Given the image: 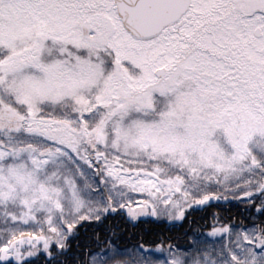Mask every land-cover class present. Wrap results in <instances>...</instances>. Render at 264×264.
I'll list each match as a JSON object with an SVG mask.
<instances>
[{"label": "snow or ice", "instance_id": "1", "mask_svg": "<svg viewBox=\"0 0 264 264\" xmlns=\"http://www.w3.org/2000/svg\"><path fill=\"white\" fill-rule=\"evenodd\" d=\"M229 196L258 219L82 264H264V0H0V264Z\"/></svg>", "mask_w": 264, "mask_h": 264}, {"label": "trees", "instance_id": "2", "mask_svg": "<svg viewBox=\"0 0 264 264\" xmlns=\"http://www.w3.org/2000/svg\"><path fill=\"white\" fill-rule=\"evenodd\" d=\"M231 201V203L221 202L219 206L197 211L189 217L188 222H172L165 218H141L132 224L127 221L126 217L112 216L99 227L95 224L91 226L85 224L80 229L79 240L73 241V247L67 258L68 264H82V261L87 259V250L95 248L94 233L114 232L117 237L121 238L117 240L121 249L135 244L139 237L165 240L181 247H187L193 236L201 235L205 230L210 229L211 225L217 223V220L221 223L230 220L232 224L240 225L258 219L255 213L250 215L247 210L248 205L236 200ZM36 264H44V261L37 260Z\"/></svg>", "mask_w": 264, "mask_h": 264}, {"label": "rangeland", "instance_id": "3", "mask_svg": "<svg viewBox=\"0 0 264 264\" xmlns=\"http://www.w3.org/2000/svg\"><path fill=\"white\" fill-rule=\"evenodd\" d=\"M229 200H230V201L233 200L231 196H229ZM141 218H153V217H141ZM161 218H163V217H161ZM165 219H166V218H165ZM176 222H177V221H176ZM209 230H210V229L205 230L204 233H202V234H206Z\"/></svg>", "mask_w": 264, "mask_h": 264}]
</instances>
